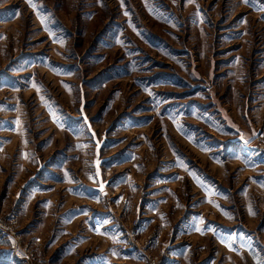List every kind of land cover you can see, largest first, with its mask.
Instances as JSON below:
<instances>
[{"label":"rangeland","instance_id":"374dc122","mask_svg":"<svg viewBox=\"0 0 264 264\" xmlns=\"http://www.w3.org/2000/svg\"><path fill=\"white\" fill-rule=\"evenodd\" d=\"M0 264H264V0H0Z\"/></svg>","mask_w":264,"mask_h":264},{"label":"built area","instance_id":"2783aa9c","mask_svg":"<svg viewBox=\"0 0 264 264\" xmlns=\"http://www.w3.org/2000/svg\"><path fill=\"white\" fill-rule=\"evenodd\" d=\"M3 226V221L0 220V228Z\"/></svg>","mask_w":264,"mask_h":264}]
</instances>
